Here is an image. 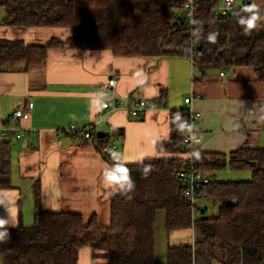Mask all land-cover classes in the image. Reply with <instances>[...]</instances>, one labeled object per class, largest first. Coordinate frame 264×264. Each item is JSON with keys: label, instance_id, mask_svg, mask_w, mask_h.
Masks as SVG:
<instances>
[{"label": "trees", "instance_id": "obj_1", "mask_svg": "<svg viewBox=\"0 0 264 264\" xmlns=\"http://www.w3.org/2000/svg\"><path fill=\"white\" fill-rule=\"evenodd\" d=\"M198 39L194 66L202 73L211 70L251 67L264 82V8L250 35L243 34L238 12L214 21L212 11L220 0H198ZM184 0H0L3 23L18 28H72L70 46L80 50H110L120 57L188 55V37L182 23ZM216 33L215 42L208 40ZM26 47L17 41H0V69L10 61L42 64L47 50L59 46ZM179 115V119H177ZM188 112H173L172 138L159 143L160 153L173 157L147 159L137 165L115 164L104 153L110 136L93 133L97 150L114 167L120 196L113 200L111 223L86 222L82 215L68 212L35 214L32 227L9 228L10 241L0 243V264H78V252L90 246L109 253L107 264H264V145L225 154H201L198 166L210 183L204 188L207 205H200L194 218L178 181ZM116 139L123 130L114 132ZM7 155L0 156V188H11ZM146 165H150L145 171ZM132 182L129 189L118 168ZM251 172L247 181L217 179L221 171ZM205 203V202H204ZM175 231H193V243L168 245L157 251L160 237Z\"/></svg>", "mask_w": 264, "mask_h": 264}, {"label": "crops", "instance_id": "obj_2", "mask_svg": "<svg viewBox=\"0 0 264 264\" xmlns=\"http://www.w3.org/2000/svg\"><path fill=\"white\" fill-rule=\"evenodd\" d=\"M250 2L264 8V0ZM4 17L1 8L0 41L26 47L60 43L47 50L42 64L28 66L17 60L0 69V156L9 158L11 182V188H0V218L9 224L32 227L40 209L76 213L86 222L96 218L100 226L110 225L112 202L120 196L115 180L107 179L114 174L113 165L92 139L68 132L57 136L59 130L76 126L109 135L108 145L118 148L112 153L115 161L137 165L173 157L160 153L158 144L172 138V113L189 114L193 109L201 114L194 124L202 139L201 154L228 155L264 145V82L251 67L204 74L188 55L120 57L110 50H80L69 44L75 29L18 28L4 24ZM112 78L117 88L102 94ZM140 100L153 101L156 108L136 118L126 110L102 107ZM20 109L24 135L17 139L15 132L3 128ZM116 130H123L124 137L116 139ZM189 132L188 128L185 134ZM192 233L175 231L163 237L157 251L163 254L168 245H179ZM109 257L104 250L86 246L78 252V264H107Z\"/></svg>", "mask_w": 264, "mask_h": 264}, {"label": "built area", "instance_id": "obj_3", "mask_svg": "<svg viewBox=\"0 0 264 264\" xmlns=\"http://www.w3.org/2000/svg\"><path fill=\"white\" fill-rule=\"evenodd\" d=\"M251 4L250 0H244L242 3H238L237 0H224L223 4L217 5L212 11L214 21H219L229 14H235L242 12L243 14H248L243 11L245 5ZM199 8L198 0H184V7L182 13V23L185 28L186 36L188 37L187 52L188 56L191 58L194 64V55L198 49L196 41L198 39L197 28V11ZM187 55V54H185ZM221 75H224L223 73ZM118 81L112 78L107 85L102 88V94L106 95L110 91L117 88ZM190 98L186 99V103L189 104ZM103 109L110 112L118 110H126L132 117H141L146 114L148 110L156 108V103L153 101L140 100L133 105L126 104L125 101H119L118 103L110 106L107 103L102 104ZM190 120L188 123V128L190 132L184 135L183 144L187 149V157L182 160V168L178 174V181L181 183L184 189V198L186 199L188 205L192 207L193 217L196 218L200 214V205L209 200V195L204 192V188L210 183V175L201 170L198 166L200 160V152L198 151V146L201 144L202 139L196 134L194 124L201 119L200 113H195L192 109L189 112ZM23 110H17L9 122L3 128V130H11L16 133L17 139H21L24 135V128L21 126L20 121L23 119ZM68 132L73 137L76 138H87L91 139L92 133L86 128H79L76 126L70 127L68 130L56 131V135ZM116 145H106L104 146V153L112 154L117 151Z\"/></svg>", "mask_w": 264, "mask_h": 264}, {"label": "clouds", "instance_id": "obj_4", "mask_svg": "<svg viewBox=\"0 0 264 264\" xmlns=\"http://www.w3.org/2000/svg\"><path fill=\"white\" fill-rule=\"evenodd\" d=\"M244 12L251 13V15L247 16H241L238 23L243 26V34L244 35H250L251 30L255 29L257 27V21L260 19L258 12H257V5L255 3L245 5ZM217 38L216 33H210L208 35V40L210 42H215ZM177 119H179V115H177ZM145 171L150 168V165H146ZM118 172L120 173V179L127 184V187L131 189L133 187V182L131 178L126 175L127 169L124 167L118 168ZM107 179L109 181H114L117 179V176L115 174H109L107 176ZM16 227V224L13 222L9 224L7 219L0 218V243H4L7 241H10V231L9 228Z\"/></svg>", "mask_w": 264, "mask_h": 264}, {"label": "rangeland", "instance_id": "obj_5", "mask_svg": "<svg viewBox=\"0 0 264 264\" xmlns=\"http://www.w3.org/2000/svg\"><path fill=\"white\" fill-rule=\"evenodd\" d=\"M237 2L240 4V1L237 0ZM242 3V2H241ZM220 5V4H218ZM217 175V179L219 180H227V181H247V180H250L251 177H252V174L250 171L248 170H244V171H232V170H227V171H221L220 174H216ZM202 204L204 205H207L209 207V212L210 214H215L216 213V210H214L212 207H211V203H210V200H206L205 203L203 202ZM162 238L161 240H165L164 238H166L164 236L163 237H160ZM186 240L182 243H193V233L192 235H187V237L185 238ZM165 260H161L160 259V262L161 264H165L164 262Z\"/></svg>", "mask_w": 264, "mask_h": 264}, {"label": "water", "instance_id": "obj_6", "mask_svg": "<svg viewBox=\"0 0 264 264\" xmlns=\"http://www.w3.org/2000/svg\"><path fill=\"white\" fill-rule=\"evenodd\" d=\"M115 164H117V165H118V164H120V163H119V161H115Z\"/></svg>", "mask_w": 264, "mask_h": 264}]
</instances>
